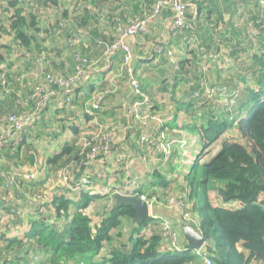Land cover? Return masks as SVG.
I'll return each instance as SVG.
<instances>
[{"label": "trees", "instance_id": "1", "mask_svg": "<svg viewBox=\"0 0 264 264\" xmlns=\"http://www.w3.org/2000/svg\"><path fill=\"white\" fill-rule=\"evenodd\" d=\"M120 1L0 0V163L3 164L0 165V189L3 192L0 213L8 208L10 211L11 201L17 196L35 214L22 239L4 241V256L9 253L15 256L19 249L27 256L28 244L43 255L44 260L37 264H192L197 258L195 251L183 240L181 230L172 248V231L165 234L158 227L159 220L146 218L134 223L135 213L130 207L114 208L117 191L108 185L101 188L102 193L97 191L88 171L92 164L113 152L115 129L131 122L143 129L137 136V145L155 147L153 132L149 129V122L155 115L150 113L149 95L136 76L134 64V57L145 45L151 52L148 59L151 72L164 68L168 77L171 67L169 74L172 77L182 74L189 78L178 76L189 86L191 101L176 112L182 114L178 117L181 128L183 122L182 129L197 133L201 152L191 164L184 182L177 184L175 194L182 195L187 190L188 197L182 198L183 203L187 201L186 210L191 209L188 200L192 201L198 191L203 197L197 228L204 239L201 259L208 258L212 264H264V0H179L184 5L185 24L183 29L175 31L171 27L176 13L164 5L145 34L124 42L130 52L129 62L120 51L113 50L117 40L115 29L127 26L133 19H143L163 0H124L122 7L131 11L126 14L122 9L118 17L113 13ZM138 7H141L140 11ZM224 16L234 19L224 22ZM105 24L111 26L113 33L104 30ZM218 24L222 25L221 30L217 28ZM225 24H228L227 31ZM158 25L165 27L164 37L151 33L152 27ZM206 35L207 40L201 39ZM181 40L187 46L195 47V50H188L194 53L190 59L180 61L176 58ZM235 40L241 43L237 44ZM218 46L224 54H234L236 47L242 48L244 57L236 60L242 65L246 63V55L249 57L251 64H247L251 70L248 76L254 82V88H247L242 100H238L237 89L227 86L231 96L221 94L223 100L228 101L225 106L204 99L203 95L209 86L215 93L213 84L205 79L209 66L206 58L215 56ZM169 51L173 53L172 58L166 56ZM99 66L108 69L116 66V73L124 74L130 80L127 83L135 102L127 109L122 121L99 119L103 103L118 91V79L93 84L87 88V97L83 96L85 92L81 93ZM75 75L79 79L68 91L48 81L56 76ZM217 90L221 92L226 87ZM97 94L98 99L101 98V109L90 117L85 108ZM41 100H44L42 106L36 108ZM52 105L54 111L49 128L55 127V132L60 133L69 129L73 139L47 158V165L53 172L50 180L41 183L36 190H30L28 183L37 179V171L28 173L34 177L31 181L24 180L23 175L20 178L16 171L20 159L29 160L36 153L30 147L19 149L18 145L31 128L43 123L44 115ZM71 107L79 108L89 127L78 130L74 124V128L68 125L71 115L66 109ZM142 107L146 114H142ZM28 117L31 121L20 135L12 134L14 123ZM231 128L239 133L243 143L224 136ZM159 134L156 145L163 146L166 152H157L166 163L171 159V147L177 141H165L164 133ZM94 150L95 155L90 158ZM207 150L211 153L203 158ZM120 154L118 160L123 156ZM154 175L160 176L159 173ZM209 182L231 184L227 189H221L210 186ZM134 193L149 201L156 198L140 190ZM110 194L113 195L112 203L108 205L104 199ZM92 202H95L94 211ZM191 207L198 209L194 203ZM91 212L95 214V220ZM126 222L129 227L124 233ZM104 252L106 256L100 262L94 261ZM1 258L0 252V264H9Z\"/></svg>", "mask_w": 264, "mask_h": 264}, {"label": "crops", "instance_id": "2", "mask_svg": "<svg viewBox=\"0 0 264 264\" xmlns=\"http://www.w3.org/2000/svg\"><path fill=\"white\" fill-rule=\"evenodd\" d=\"M112 16L114 15L112 14L111 17ZM232 19L229 18V16H224V22H230ZM105 25L104 30L106 32L113 33L111 26L107 24ZM225 25L227 26L225 28L227 31L228 24ZM158 26H153L151 33L155 36V31L159 30V34L157 36L164 37L162 36L163 33L160 25ZM217 28L221 30L222 25L218 24ZM225 29L223 30L224 34L227 33ZM209 35L210 34L208 33V36ZM208 36H203L201 39L207 40ZM181 41L176 49V58L180 61L190 59L194 53L193 51L188 50H195V47L187 46L184 44L185 42H183V40ZM236 43H241V41H236ZM65 50L68 49L65 47ZM215 50L217 53L216 55L220 56V58L215 57L216 55H209L206 58L209 66L207 68L208 72L205 74V79L207 78V80L213 84L212 88L215 90V93L212 92V89H210L209 86L203 95L204 99L216 101L222 106H225V103L228 101L223 100L221 94L231 96V92H228V90L234 88L239 91L238 100H242L244 96L246 97L245 90L247 88H254L252 77L248 76L251 69L247 63L251 64V61H249V57L247 55L245 57V59L247 58V60H245L246 63H243L242 65L238 62V60H236L244 57V51L239 47H236V52L234 54H224L220 46H218ZM140 52V54L134 57L135 73L140 80L142 87L149 95L152 107L150 113L151 115H155L154 119L149 122V129L153 132V143L158 141V135H160V132L164 133L163 135L166 136L168 141H177L173 143L171 147V159L164 163L161 155L154 148H146L145 146L137 145V136L142 128L137 123L131 122L129 125L126 124L121 126V128L115 129L113 132V140L115 141L116 146L114 147L113 152L104 157L100 162L92 164L88 171L93 182L96 183V186L105 188L108 185L119 194L133 195L136 190H140L146 195L154 197H157L158 195L164 196L165 194L169 196L177 189V184H182L184 182L185 176L189 174L190 165L196 159V155L201 152V144L199 138H197V133L188 132L182 129L184 128V123L181 122L182 128L180 123H178V117L179 115L182 116V114L176 112L178 108L183 109V107L186 106V103H190L191 101V99H189L190 94L187 90L189 86L180 81L178 76L185 77L187 80L189 78L188 75L183 76L182 74H175L174 77H172V74H169V72L172 71L171 67H169L168 77H166L164 68L159 72H151L148 64V59L150 58L149 55L151 53L150 50L145 48V45H143ZM114 67L108 69L107 67L99 66L96 72L90 77L89 82H87L88 84L86 83V86L81 91L82 94L85 92L83 96L87 97V88L93 84H98L101 81L108 82L118 79L119 88L118 91H116V95L110 98L109 101H105L103 103L102 111L99 114V119L104 122L124 120V117L127 115V109L135 102V99H133L132 93L128 87L126 75L117 74L116 72L118 69ZM227 86L230 89H228ZM221 87H226V90L221 92L220 90H217ZM66 110L69 111L71 115V120L68 125L74 124V126L78 127V130L84 126L86 128L89 127L87 119L80 114L79 108L76 109L75 107H71ZM165 110H168L169 112L164 113ZM53 111L54 106L52 105L50 106V110L48 109L45 113L43 123L31 128L25 139L18 145L19 149H26L30 147L36 153V156H33L32 158L30 157L29 160L25 158L20 159V167L16 171L20 178L23 174L31 171H37V179L32 183H28V188L30 190H36L41 183L46 180H50L49 178L52 177L53 172L52 168L47 165V158L52 152L56 153L57 150L62 148L69 140L73 139V133L69 129L60 133L55 132V127H52L51 129L49 128L48 125ZM141 112L142 114H146V109L142 107ZM189 134L194 135L193 138H196L197 141L195 144L193 143L194 145L191 146L188 144L184 148L181 146L180 141L186 140ZM189 150H192L193 155L190 156V159L186 162H191L187 164V166L183 167L181 164L182 162H180L179 159L181 155H186ZM37 151L39 155L37 154ZM120 153H122L123 156H121L120 160H118V155H121ZM0 165L3 164L0 163ZM154 173H159L160 176H155ZM183 173L187 175H183ZM69 196L73 197L72 195ZM102 196H104V194H102ZM1 197H3V192L0 189V199ZM112 197L113 195L110 194L109 197L104 199L107 201L108 205H111L110 203H112ZM195 202L194 205L196 204L197 207V202ZM94 205L95 202H92L91 206L93 207V211ZM72 208V213H74L75 208ZM34 215L35 214L29 205H27L22 198L17 196H15L11 201V210L9 211L8 208L6 211L2 210L0 213V252L3 256L1 259H3L5 263L37 264L43 259V255L38 252V250L36 251L33 249L32 245L28 244L26 245L29 247V253L27 256L23 255L22 249H19L17 255L15 256L10 253L4 256L2 252V249L4 250V241L23 238V235L30 229L31 222L34 220ZM157 215L159 216L158 212ZM91 216L93 220H95L93 217L95 214H92L91 212ZM51 218L54 220L53 215ZM105 256L106 252L101 253L100 256L94 258V261L100 262V260Z\"/></svg>", "mask_w": 264, "mask_h": 264}, {"label": "rangeland", "instance_id": "3", "mask_svg": "<svg viewBox=\"0 0 264 264\" xmlns=\"http://www.w3.org/2000/svg\"><path fill=\"white\" fill-rule=\"evenodd\" d=\"M122 1H123V3H122ZM118 3H119V7L115 8V11L113 14H116V16L119 17L121 15L122 9L126 14L130 12V10H128V12H127L122 7V6H124V0H121ZM116 9H119V11H117ZM137 9H138V11H140L141 7H138ZM113 10H114V8L112 9V11ZM112 11H111V13H112ZM133 13H131V14H133ZM110 16H111V14H110ZM116 16H112V17H116ZM150 26H149V28H150ZM160 28H161L162 33H163L162 36H164L166 34L165 30H164V26L161 25ZM158 34H159V30H156L155 35H158ZM159 38H161V37H159ZM126 79L128 82L130 81L129 78L126 77ZM72 127H73V125H72ZM224 136L226 138L227 137L230 138L231 141L243 143V140H241L239 133L234 128L229 129L228 132L225 133ZM193 137H194V135L189 134V136H188V138H186V140L180 141L181 146L185 148L188 144H190L191 146L194 145L197 140H196V138H193ZM166 140H168V139L165 138V141ZM162 142H164V140ZM153 148L157 151L156 147H153ZM192 149H193V147H192ZM199 153L197 155H199ZM210 153H211L210 150H207L204 154V158L206 156L209 157ZM192 155H193L192 150H189L186 155H181L179 161L182 162L181 164L183 167L187 166V164H189L191 162V161H188V162H186V161L188 159H190V156H192ZM197 155H196V157H197ZM190 167H191V165H190ZM200 170L201 169L199 167V169L197 170L198 176L200 174ZM188 171H189V167H188ZM183 175H187V174L183 173ZM29 176H30V174H28V173L23 174L24 180H28L30 178ZM230 184H231L230 182H209L210 186H214V187L221 188V189H227ZM95 187H97L98 188L97 190H99L101 193L103 192V190L101 188H99L98 186H95ZM175 193L177 194V189L173 192V194H170L169 196L167 194H165L164 196L158 195L152 201L153 204L150 206V218L161 217L162 222L158 224V227H161V229H163V227H168V229H170L172 231V234L175 235L174 244L176 243V241H178L179 230H180L181 226L184 225V223H185V221L182 219V216H188L189 215V218L193 221L195 220V218H198L197 220L199 222L201 219V210H202L203 205H204L203 197L198 191L196 193V196L194 197V199L192 201H189L188 200L189 198L187 199L189 202L188 206H190L191 209L188 208V210H186L187 201H186V203H183L182 198L188 197L187 190L184 191V193L182 194L183 196L180 194L176 195ZM195 201L197 202V208L198 209L195 208V210H192L193 207H191V206ZM155 204H157V205H155ZM195 211L197 212L198 217H197ZM157 212L159 213V216L157 215ZM125 224H126V226L124 227V230H123L124 233H126L128 231V227H129L127 222ZM156 231H157V229H156ZM170 247L174 248V245H170ZM202 255H204L203 252H202ZM202 261H203V259H201V257L197 256V258L194 259L192 264H201Z\"/></svg>", "mask_w": 264, "mask_h": 264}, {"label": "built area", "instance_id": "4", "mask_svg": "<svg viewBox=\"0 0 264 264\" xmlns=\"http://www.w3.org/2000/svg\"><path fill=\"white\" fill-rule=\"evenodd\" d=\"M18 1L29 2L30 0H18ZM261 4L263 5V2H261ZM164 5H166L170 8H173V11L176 13V17H175L173 24H172V27H171L172 31L181 30L184 28V24H185L183 21V19H184V5H182V3L179 0H163L161 2H158L156 4L154 11L151 14L145 15V17L143 19H140V20L139 19H135V20L133 19V20L128 22L127 26H125L123 28L117 27L115 29L117 40L113 46V48H114L113 50L120 51L124 55V59L126 62H129L130 52L127 49V47L125 46L124 42L130 38L145 34L147 32L149 26L154 23V21L156 19V14L161 9V7ZM157 53L160 54V51H157ZM166 56L168 58H172L173 53L169 51ZM78 79H79L78 75H75L72 77L56 76L52 79L48 78V81H49V83H52V84L56 85L57 87L64 89L65 91L66 90L68 91L70 89V86L75 85V82L78 81ZM37 93H41V91H38ZM98 96H99V94L95 95L93 100L88 105V107L85 108V113L90 117H94L95 111H98L101 109V105L99 102L101 98L98 99ZM42 101H44V100L39 101L36 108L42 106V104H43ZM30 121H31V118L28 117V118L24 119L23 121L15 122L14 123V130H13L12 134L19 136L21 131L24 130L25 125L28 124ZM101 130L105 131V129H103V128H101ZM11 135L7 136L8 140H10ZM142 142H144V138L142 139ZM0 146H1V143H0ZM161 151L166 152L165 149H163ZM94 155H95V150L92 151L90 158H93ZM29 177H30L29 179H31V178H33V175H30ZM140 199L142 201H144L149 207L153 204L152 201H149L144 196H141ZM182 219L185 222H187V221H189L190 218L188 215V216H182ZM162 231H164L165 234L171 233V230L168 229V227H163ZM173 236L174 235L171 233V238L173 239V243L171 245H174V237ZM200 253H201L200 251H196V256L201 257ZM202 259H203V261L201 262V264H212L210 259H208V258H202Z\"/></svg>", "mask_w": 264, "mask_h": 264}, {"label": "water", "instance_id": "5", "mask_svg": "<svg viewBox=\"0 0 264 264\" xmlns=\"http://www.w3.org/2000/svg\"><path fill=\"white\" fill-rule=\"evenodd\" d=\"M114 208L122 206L130 207L134 211V217L132 221L138 223L149 217V207L143 202L137 195H116ZM182 236L185 243L191 247L192 250H201L204 246V239L200 233L195 231L189 225H182L181 227Z\"/></svg>", "mask_w": 264, "mask_h": 264}, {"label": "clouds", "instance_id": "6", "mask_svg": "<svg viewBox=\"0 0 264 264\" xmlns=\"http://www.w3.org/2000/svg\"><path fill=\"white\" fill-rule=\"evenodd\" d=\"M156 148H157V150H163V149H165L163 146H161V145H156V143H155V145H154ZM33 179H34V177H33ZM32 178L31 179H28L29 181H31V180H33ZM116 195H124V194H116ZM115 195V196H116ZM134 195H137L139 198L141 197V196H139L138 194H136V193H133V195H130V196H134ZM144 202V201H143ZM149 207V206H148ZM149 212H150V207H149ZM148 218H150V213H149V217ZM152 219H155V220H159V223H161L162 221H161V218L159 219V217H153ZM198 218H195V220L193 221V220H191V219H189V221H187V222H185L184 223V225H189V226H191L195 231H197L198 233H200L198 230H197V227H198V224L200 223V221H201V219H200V221L198 222V220H197ZM195 223V224H194ZM197 223V224H196ZM182 227V226H181ZM178 250V249H177ZM179 250H182V249H179ZM178 250V251H179ZM193 251H195V250H193ZM197 251H200L201 253V255H202V252H203V248H201V250H197ZM194 255L196 256V251L194 252ZM197 257V256H196Z\"/></svg>", "mask_w": 264, "mask_h": 264}]
</instances>
